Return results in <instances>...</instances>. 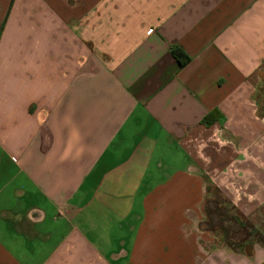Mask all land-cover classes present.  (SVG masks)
I'll return each instance as SVG.
<instances>
[{"label": "crops", "instance_id": "0c3cea01", "mask_svg": "<svg viewBox=\"0 0 264 264\" xmlns=\"http://www.w3.org/2000/svg\"><path fill=\"white\" fill-rule=\"evenodd\" d=\"M0 264H264V0H0Z\"/></svg>", "mask_w": 264, "mask_h": 264}, {"label": "trees", "instance_id": "16d2710c", "mask_svg": "<svg viewBox=\"0 0 264 264\" xmlns=\"http://www.w3.org/2000/svg\"><path fill=\"white\" fill-rule=\"evenodd\" d=\"M172 52H173L174 56L178 59V61L182 65H185V64L188 63V61H189L190 58L181 49L174 48ZM215 114H216V111H214V112L210 113L208 116H206L205 122H210L212 120V118L215 117L214 116Z\"/></svg>", "mask_w": 264, "mask_h": 264}]
</instances>
